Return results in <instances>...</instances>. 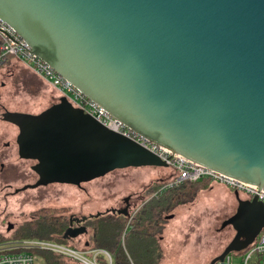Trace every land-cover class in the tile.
I'll return each instance as SVG.
<instances>
[{"label":"water","instance_id":"obj_1","mask_svg":"<svg viewBox=\"0 0 264 264\" xmlns=\"http://www.w3.org/2000/svg\"><path fill=\"white\" fill-rule=\"evenodd\" d=\"M0 20L135 133L264 190V0H0ZM9 117L32 131L22 127L18 144L37 159L34 187L166 167L62 98L38 117ZM239 205L236 218L264 227L260 202Z\"/></svg>","mask_w":264,"mask_h":264},{"label":"rangeland","instance_id":"obj_2","mask_svg":"<svg viewBox=\"0 0 264 264\" xmlns=\"http://www.w3.org/2000/svg\"><path fill=\"white\" fill-rule=\"evenodd\" d=\"M57 97V93L52 88L43 84L38 76L16 59H12L5 67L0 68V99L9 105L13 113L15 111L31 114L40 113L50 107L51 104L57 103ZM15 135L16 133L9 137L13 138ZM11 138L0 134V149L9 143V146L13 147ZM9 161V159L0 160L1 163L6 165V162ZM7 169V166H5L4 171L6 172ZM4 173L1 178H3ZM34 173L33 171L31 175L33 182L37 176ZM12 174L15 175L12 176ZM171 175H174L172 170L148 167L128 168L114 171L103 178L87 183L85 186L82 185L86 187L83 192L82 189L78 190L75 187L55 185L33 187V191L29 195L14 194L15 197H13L9 194V205H4L0 200V250L12 246L10 243L15 242L13 239L16 232L33 221V217L37 218L36 213L45 215L44 211H50L48 216L52 218L58 216L70 217L71 215L80 218L88 214L105 212L111 208L122 209L124 207L123 200L128 197H133V200L137 199V202H135L137 204L132 203L131 205H135L134 208L131 207V212H133L143 202H153V192L151 194L147 193L150 184H156L160 179L163 180L160 183L173 182L174 176L170 179ZM4 176L8 182L5 184L10 183L19 187L28 175L17 164L12 165V169L8 170ZM1 182L3 183V179H0ZM36 182L33 184H36ZM177 187L170 188L169 193L177 192L179 190ZM13 191L14 188L7 190L6 193H12ZM225 191H227L226 194L206 195L218 201L220 205L223 202V209L219 208L213 212L212 208L210 210L197 208L198 210L194 212L193 205L190 204L178 208L175 213L177 218L175 216L173 220L168 218L169 214L164 215L165 222H169L165 224L162 232L163 237L168 239L161 242L165 251L164 255L167 258H162L161 264H209L215 256H220L234 239L233 221L236 220V214L240 208L239 203L236 206L235 197L238 196L239 199H244L243 195L231 193L228 190ZM18 199H21L23 203L17 206L15 202ZM29 200L31 204L26 203ZM52 211H55V215ZM141 211H147V206H144ZM130 221V219L126 221L124 237L121 238L124 249L126 248L129 252L132 235L130 236L129 233L127 236L125 235L129 229ZM85 239V237H81L75 241V244H72L73 242L68 244L80 248ZM230 256L233 264H239L240 257H233L232 254Z\"/></svg>","mask_w":264,"mask_h":264},{"label":"built area","instance_id":"obj_3","mask_svg":"<svg viewBox=\"0 0 264 264\" xmlns=\"http://www.w3.org/2000/svg\"><path fill=\"white\" fill-rule=\"evenodd\" d=\"M8 58L21 62L27 69L53 88L60 98L64 99L72 108L88 115L99 125L107 128L108 131L133 141L161 160L167 168L174 172V177L173 182L162 186L159 192H164L167 188L179 186L183 183L208 181L211 185H218L229 192L243 195L248 200L256 199L264 206V190L257 185L233 179L221 172L195 163L167 148L156 145L112 117L105 109L87 98L79 89L64 79L63 76L57 74L46 61L33 54L27 43L4 21L0 20V64L6 63ZM10 244H12L11 247L0 250V264H39V256L36 254L39 251L51 253L59 258H65L78 264H115L116 260L115 256L107 250L95 248L92 245L81 246L78 249L66 243L45 239H29L11 242ZM122 246H124L123 243ZM232 256L240 257L239 264H264V233L262 232L258 236L253 245L247 246L241 252L232 253ZM128 261V264H133L129 258ZM222 263L233 264L231 256H226Z\"/></svg>","mask_w":264,"mask_h":264},{"label":"trees","instance_id":"obj_4","mask_svg":"<svg viewBox=\"0 0 264 264\" xmlns=\"http://www.w3.org/2000/svg\"><path fill=\"white\" fill-rule=\"evenodd\" d=\"M12 59L8 58L6 63L0 64V68L5 67ZM158 169L170 170L167 167ZM172 177L173 175L170 176V179ZM162 181L160 179L156 184H150V188L147 189V193L151 194L153 192L152 196L156 199L153 198V202H143L140 205L141 207H136L133 212H131V207L134 208L135 205H131L132 203L137 204L135 203L137 199L133 200V197H128L123 200L124 207L122 209L98 212L93 216H86L85 219L78 222V228L83 227L86 229L84 236L86 239L80 247L92 245L95 248L107 250L115 256V264H128V258L133 264H161L162 258H167L164 255L165 251L161 242L165 238L162 231L165 224L169 222H165L164 215L169 214L168 218L174 219L175 212L179 207L189 205L195 201L201 191L212 186L208 181H200L197 183H183L177 187L179 189L177 192L169 193V189L172 187L167 188L164 192H159V189L168 183H160ZM144 206H147V211L143 212L141 210ZM126 209H128L127 213L124 212ZM44 213L45 215L36 213L35 215L38 217H33V221L20 228L13 240L19 242L29 239H45L66 244L73 242L72 244H75L76 239L71 241L74 239L69 238V232L74 228L72 223L69 222V217L56 216L57 218H52L48 216L50 211H44ZM129 219L131 220L130 226L125 236L128 233L130 236L132 235L130 252L126 248L124 249L123 242L121 243V238L126 230V221ZM262 232L264 233V231ZM257 238L248 246L253 245ZM36 254L39 256V264H78L43 251Z\"/></svg>","mask_w":264,"mask_h":264},{"label":"flooded vegetation","instance_id":"obj_5","mask_svg":"<svg viewBox=\"0 0 264 264\" xmlns=\"http://www.w3.org/2000/svg\"><path fill=\"white\" fill-rule=\"evenodd\" d=\"M51 107L52 106L46 108L45 110H43L42 112L37 113V114H26L25 112H20V111H15L13 113V111H12V109H10L9 105L7 103L3 102L2 99H0V134H1V136H7L8 138H11L9 136L16 133V135L13 138H11L12 139L11 143H12L13 147L11 148L9 146V144H10L9 143L8 145H5L2 149H0V160H7V159L10 160L9 162H6L7 165L5 163H1L0 162V179H3V183L2 182L0 183V195H1L0 200L6 206L9 205V198H8L9 194H11V196H13V197H15L16 194L17 195L18 194L29 195L30 192L33 191V187L35 185L33 183H35L36 180H38V178H37L35 173L34 174L36 176V180L34 182H33V179L31 177V175L33 173V168L38 164L37 159H33L30 156H27V157L23 158V157H21L19 155V144L18 143H19V141L21 142V140H22V138H21V128L22 127L25 128V132H26L27 135H30L31 132H32L31 129L27 125L28 122H26V120H24L23 118L22 119H15V118H12V117H9V116H12V115H26V116H31V117H38V116L42 115L43 113H45L47 110H49V108H51ZM14 159H15V161H14ZM17 164L28 175L27 179H24L21 182L19 187L13 186L10 183L9 184H5V183H8V182H7L6 177L4 175H6L8 170L12 169V165H17ZM5 166H7V168H8L6 172L4 171L5 170ZM3 173H4L3 178H1V175ZM14 175L12 174V176H14ZM91 182H87V183L89 184ZM87 183H83L80 186H74V185H67V186L75 187L78 190L82 189L81 191L83 192V190L86 189V187H83L82 185L85 186ZM55 185L61 186L63 184H53V185L49 184V185H47L45 187L55 186ZM12 188H14V191L12 193H6L7 190H10ZM37 189H39V188H37ZM244 202H248L249 203V202H251V200L245 199ZM22 203H23V201H21V199H18L17 202H15V205L18 206V205H20ZM26 203L27 204H31V201L29 200ZM26 203H24V204H26ZM112 210L117 211L118 209L111 208V209H109L107 211L110 212ZM124 212L127 213L128 209L124 210ZM93 215L94 214H88L87 217H90V216H93ZM83 217H86V216H81L80 218H78V217H75L74 215H71L69 217V222H71L72 225L74 226L72 231H74L76 229H79L78 226H77V223L82 221ZM260 218L261 219L264 218V213L260 214ZM247 221L248 220H246L245 217H238L233 222L234 237H235V235L237 233V230L241 229L240 238L234 243H232L233 240L230 242V244H232L234 248H240V247L244 246V244H246L248 246L250 242H252L256 237H258L262 233V231H264V227L263 228L259 227V228L255 229V228H253L252 223L250 221L249 222H247ZM85 234H83V236L79 235L78 237H76L75 238L76 241L78 239H80L81 237L83 238L85 236ZM218 256H215L213 259L217 258ZM216 264H219V263H216Z\"/></svg>","mask_w":264,"mask_h":264},{"label":"crops","instance_id":"obj_6","mask_svg":"<svg viewBox=\"0 0 264 264\" xmlns=\"http://www.w3.org/2000/svg\"><path fill=\"white\" fill-rule=\"evenodd\" d=\"M43 82V84H46L44 81H42ZM46 85H48V84H46ZM48 87H50V86H48ZM51 88V87H50ZM53 89V88H52ZM54 90V89H53ZM55 91V90H54ZM55 93H57L56 91H55ZM57 95H58V93H57ZM59 100H60V96L58 95V97H57V100H56V102L57 103H59ZM57 103H53V104H51V106H53V105H56ZM26 114H31V113H26ZM206 191H201L199 194H198V196H197V198L195 199V201H193L192 203H190L191 205H193L192 206V208H193V210H194V212L196 211V210H198L197 208H206V209H209L210 210V208H212L213 210V212H214V210L216 211V210H218L219 208H221V209H223V207H224V204H223V202L221 203V205L218 203V201H216L215 199H212V198H210V197H207V196H209V195H212V194H215V196L217 195V194H226L227 193V191H225L224 190V188L223 187H221V186H218V185H212V186H209L207 189H205ZM207 195V196H206ZM203 196H205V197H203ZM236 198V206H238V203L240 202V201H244L245 199H239L238 198V196H236L235 197ZM189 204V205H190ZM187 206V205H186ZM235 206V209L237 208ZM182 207H185V206H181V207H179V208H182ZM234 209V210H235ZM176 213V212H175ZM175 216H176V218H177V215L175 214ZM174 219H175V217H174ZM173 220V219H172ZM166 239H168L167 237L166 238H164V240L166 241Z\"/></svg>","mask_w":264,"mask_h":264}]
</instances>
